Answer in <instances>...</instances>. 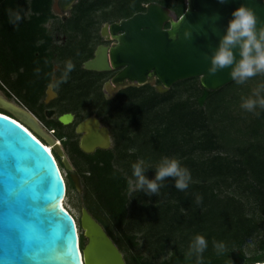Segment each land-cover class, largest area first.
<instances>
[{
	"label": "trees",
	"instance_id": "obj_1",
	"mask_svg": "<svg viewBox=\"0 0 264 264\" xmlns=\"http://www.w3.org/2000/svg\"><path fill=\"white\" fill-rule=\"evenodd\" d=\"M149 3L177 18L186 10L185 0H78L70 17L59 18L53 0H0V84L24 106L35 86L41 94L52 75L63 77L68 61L75 62L69 78L84 76L81 64L92 59L102 25L144 12ZM8 9L22 17L15 26ZM55 35L65 37L61 46ZM249 98H264V74L215 92L198 79L166 93L131 87L106 102L113 147L88 157L83 198L126 264L264 263V107L245 110ZM164 158L188 169V188L177 190L167 178L154 195L132 190V164L144 161L151 180ZM197 235L207 248L189 255ZM79 241L82 251L80 234Z\"/></svg>",
	"mask_w": 264,
	"mask_h": 264
},
{
	"label": "water",
	"instance_id": "obj_2",
	"mask_svg": "<svg viewBox=\"0 0 264 264\" xmlns=\"http://www.w3.org/2000/svg\"><path fill=\"white\" fill-rule=\"evenodd\" d=\"M77 1L54 0L52 12L61 16ZM185 2L186 10L179 18L166 7L149 3L144 12L103 26L104 35L113 43L102 49L106 67L101 70L117 71L108 83L110 94L144 85L166 93L189 79H198L202 88L215 92L234 81L231 68L210 75L206 57L217 47L232 11L241 4L254 11L257 28L264 27V0ZM186 30L190 39L184 38ZM96 58L97 54L91 62ZM0 110L49 142L29 113L1 95ZM60 120L66 124L70 117ZM90 141V134L81 140L85 152L93 148ZM107 143L105 148L109 138ZM66 193L50 152L17 122L0 115V264H125L103 228L85 211L80 226L88 242L80 251L77 223L63 207ZM72 238L74 257L69 248Z\"/></svg>",
	"mask_w": 264,
	"mask_h": 264
},
{
	"label": "flooded vegetation",
	"instance_id": "obj_3",
	"mask_svg": "<svg viewBox=\"0 0 264 264\" xmlns=\"http://www.w3.org/2000/svg\"><path fill=\"white\" fill-rule=\"evenodd\" d=\"M99 33L103 44L96 46L92 59L81 64V70L86 73L84 76L68 77L66 82H60L62 78L57 79L55 75H52L41 94H39L40 86H35L36 92H33L27 103L24 102V111L36 120L49 142L32 130L36 139L41 144L48 145L60 173L63 174V179L66 177L71 182L72 188L81 192L82 195L84 194L82 180L86 174L82 172V169L88 165V157L96 155L99 151H107L112 146L106 102L114 99L122 91H118L115 95L108 91V83L117 71H102L101 68L90 64L98 50L105 47L104 43H108L109 46L113 43L104 35L103 26ZM58 38L59 35H55V39ZM56 45L61 46L58 43ZM58 70V63L53 62V72ZM104 74H107V77H104ZM43 80L44 78L41 79ZM1 91L0 89V95L9 101L6 93ZM68 116L69 122L62 123L60 119ZM88 134L91 135L90 147H93L91 152H85L81 146L82 138ZM108 138L110 145L105 148ZM74 179L77 180V184L74 183ZM77 186L80 188L78 189Z\"/></svg>",
	"mask_w": 264,
	"mask_h": 264
},
{
	"label": "clouds",
	"instance_id": "obj_4",
	"mask_svg": "<svg viewBox=\"0 0 264 264\" xmlns=\"http://www.w3.org/2000/svg\"><path fill=\"white\" fill-rule=\"evenodd\" d=\"M226 2L228 0H218V3L221 4ZM8 16L9 23L14 26L22 19L19 11L12 9H8ZM231 17L217 47L210 57H206L210 62L207 71L210 75H215L219 70L231 68L229 73L231 79L243 84L258 74H264V27L257 28L258 20L254 11L243 4L232 11ZM183 35L185 39L191 38V33L187 30ZM170 38L175 40L176 36L172 35ZM237 54L239 59H237ZM73 69V63L68 61L60 82H66L68 74ZM257 104L264 107V98L258 100L249 98L242 104V107L247 111H253ZM132 169L135 187L144 191L145 195L156 194L162 186L161 182L167 178H172L174 187L181 191L187 189L191 181V174L188 169L181 167L180 161L175 158L162 159L154 179L151 180L145 175L147 169L144 167V161L141 160L132 164ZM215 247L218 253H222L225 248L222 243L216 244ZM206 248L207 241L205 238L197 235L190 245L189 255L195 252L199 256Z\"/></svg>",
	"mask_w": 264,
	"mask_h": 264
},
{
	"label": "rangeland",
	"instance_id": "obj_5",
	"mask_svg": "<svg viewBox=\"0 0 264 264\" xmlns=\"http://www.w3.org/2000/svg\"><path fill=\"white\" fill-rule=\"evenodd\" d=\"M78 2V1H77ZM75 5V4H74ZM71 10H67L65 12H63V15H57L59 18H64V17H70V14H71ZM105 25V24H104ZM102 25V26H104ZM47 28L51 29L53 28V23L52 22H49L47 24ZM100 31V30H99ZM100 34V33H99ZM65 41V37L63 35H60L59 38L56 40V42L59 44V45H62ZM99 44H103L102 42V38L100 37V40H99ZM98 44V45H99ZM105 47H108L109 44L108 43H104ZM2 88H0L2 91L1 93H6L7 95V90L5 89V87L2 86V84H0ZM173 88V86H172ZM171 88V89H172ZM170 89V90H171ZM8 96V95H7ZM9 97V96H8ZM9 101L11 102H14L16 104H18L19 106H21L22 108H24V106L16 99L14 98L13 96H11L10 98H7ZM3 112L4 114H6L7 116H9L11 119H13L14 121H17L15 120L14 118H12L10 116V114L4 112V111H1ZM18 122V121H17ZM19 123V122H18ZM21 124V123H19ZM22 126H24V129L31 135L33 136L35 139L37 138L33 132L26 126V125H23L21 124ZM37 140V139H36ZM42 142V141H41ZM42 145H44V147L47 149L48 148V145H46L45 143H42ZM111 148L113 147V139H112V144H111ZM50 154H52V151H50ZM65 181H66V184L68 186V193L66 194V198L64 199L63 201V205H64V208H66V210L73 216V218L75 219L77 225H78V228H79V234L82 236V250L85 248V246L87 245V238L85 237V232L83 231V229L81 228L80 226V221H81V217H82V213L85 211L87 212L91 217L92 215L89 213V211L86 209V203L84 201V198H83V195L81 192H78L77 190L73 189L72 186H71V182L66 178L64 177ZM78 189L80 188L79 186H77ZM132 190H135V185H132ZM93 218V217H92ZM94 219V218H93ZM95 220V219H94ZM96 221V220H95ZM104 230V229H103ZM113 242V241H112ZM114 243V242H113ZM115 244V243H114ZM116 246V245H115ZM117 247V246H116ZM118 248V247H117ZM134 253V251H132ZM121 253V252H120ZM253 253V250H251L247 256L251 255ZM122 254V257L125 261V254L121 253ZM125 264H126V261H125Z\"/></svg>",
	"mask_w": 264,
	"mask_h": 264
},
{
	"label": "bare ground",
	"instance_id": "obj_6",
	"mask_svg": "<svg viewBox=\"0 0 264 264\" xmlns=\"http://www.w3.org/2000/svg\"><path fill=\"white\" fill-rule=\"evenodd\" d=\"M105 58L106 56L104 55V51L102 50V48H100L97 52V58L96 60H94L93 62H91L90 64L93 66V67H98V68H104L106 67L105 65ZM12 104H14L15 106H17L18 108L24 110V108H22L21 106H19L18 104L14 103V102H11V101H8ZM48 151H50L49 149H47ZM62 177H63V174L61 173ZM64 207V205H63ZM66 209V208H65ZM81 251V250H80ZM83 254V253H81Z\"/></svg>",
	"mask_w": 264,
	"mask_h": 264
},
{
	"label": "snow or ice",
	"instance_id": "obj_7",
	"mask_svg": "<svg viewBox=\"0 0 264 264\" xmlns=\"http://www.w3.org/2000/svg\"><path fill=\"white\" fill-rule=\"evenodd\" d=\"M69 248L73 253V257L75 256V247H74V239H71V242L69 243Z\"/></svg>",
	"mask_w": 264,
	"mask_h": 264
},
{
	"label": "built area",
	"instance_id": "obj_8",
	"mask_svg": "<svg viewBox=\"0 0 264 264\" xmlns=\"http://www.w3.org/2000/svg\"><path fill=\"white\" fill-rule=\"evenodd\" d=\"M15 122H17V121H15ZM18 123V122H17ZM19 124V123H18ZM19 125H21V124H19ZM22 126V125H21ZM23 128H24V126H22ZM47 149H49V148H47ZM50 150V149H49Z\"/></svg>",
	"mask_w": 264,
	"mask_h": 264
}]
</instances>
